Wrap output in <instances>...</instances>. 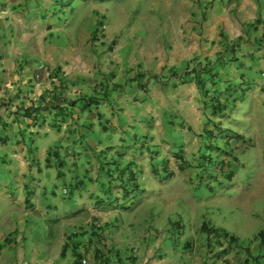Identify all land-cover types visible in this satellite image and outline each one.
Here are the masks:
<instances>
[{
  "label": "crops",
  "instance_id": "obj_1",
  "mask_svg": "<svg viewBox=\"0 0 264 264\" xmlns=\"http://www.w3.org/2000/svg\"><path fill=\"white\" fill-rule=\"evenodd\" d=\"M89 1L85 22L81 0H49L39 11L56 8L40 30L41 53L32 60L22 58L45 68L39 79L18 68L15 5L0 0V264H65L73 248L68 237L78 241L76 246L82 239L89 241V264H124L125 259L127 264H264L262 213L243 208L248 206L244 203L231 205L211 183L219 177L232 181L237 174L230 169H183V134L165 136L186 126L187 118L178 121L183 111L174 112V105L188 103L181 100L185 90L192 96L189 104L194 97L211 102L215 95L224 97L222 101L241 96L239 110L258 97L264 103V0ZM135 1L139 10L160 11L161 30L168 31L166 44L171 45L168 51L161 49L160 64L171 65L178 78H168L166 85L156 79L154 95L145 92L136 72L121 76L126 79H120L121 86L107 92L83 91L82 77L93 79L86 75L90 68L83 73V42L85 48L118 47L116 56L126 61L138 43L123 42L122 37L118 45L115 39L125 32L130 15L125 9L134 8ZM22 7L20 1L17 8ZM82 29L91 32L92 40L75 39ZM100 31L104 36L98 40ZM68 32H73L72 39ZM54 33L60 36L57 41L45 38ZM24 40L33 54L32 43ZM225 51L233 52L237 61H225L219 68L217 59ZM88 55L91 59L92 52ZM200 64L218 67V86L201 91L189 78L180 86L181 72ZM53 69L70 90L56 88ZM86 94L93 99L85 102ZM146 105L161 109L160 124L167 130L156 131ZM164 142H171L181 170L170 167ZM251 144L239 153L258 160L264 170V131ZM206 171L213 175L206 173L209 182L203 186L210 195L203 200L196 198L198 186L189 173L198 178ZM182 173L187 184L177 181ZM47 226L54 236L50 242L37 235L48 231ZM130 242H135L134 249ZM78 258L74 256V264Z\"/></svg>",
  "mask_w": 264,
  "mask_h": 264
},
{
  "label": "rangeland",
  "instance_id": "obj_2",
  "mask_svg": "<svg viewBox=\"0 0 264 264\" xmlns=\"http://www.w3.org/2000/svg\"><path fill=\"white\" fill-rule=\"evenodd\" d=\"M11 1V0H10ZM23 3L22 10L20 11L17 8L19 2ZM49 0H12V5L15 7L12 11L15 12L17 15V21L14 22V26L16 30H14L16 37V42L18 44V68L23 71V74H31L32 72L38 74V78L41 79V74L45 73L43 69L45 68H35V65L31 63L33 56L36 54L41 53V49L37 47V40L42 38L44 34L43 31H40L41 28L44 26L46 20H50L56 14V8L50 9L48 13H41L42 8L46 5ZM82 1V8L80 9L81 13L83 14V21L87 20V8L91 3L89 0H81ZM119 1V0H116ZM144 2V1H142ZM148 4H152L154 0H147ZM131 5L134 2L130 1ZM137 1H135V6L127 7L125 12L129 13L128 17V24L125 27V32L120 33L121 35L115 39V42L118 45L121 44L122 37H124L125 41H135L137 46L132 49V54L128 56L126 61L124 62L116 56L117 48L113 50H105L102 47H91L85 48L86 44L83 42V52L82 61H83V73L86 68H90L88 70V74L93 79L88 80V77H82L79 81L82 85V90L84 91H91L96 94H101L107 92L108 89H114L115 87H120L121 82L126 80L124 77H129V75L133 76L134 74L142 77V84L141 86L144 87L146 90L145 92L151 91L154 95L155 89L157 86L155 85L156 79L162 81L164 83L170 82L168 78H178V74L173 72L170 69L171 65L167 64H160V57L159 53L163 46H166L165 49L168 51L171 45L166 44L167 35L169 34L168 31H162L163 25L161 24V16L159 15V10H154L153 8L149 10H139L135 7ZM31 7V8H30ZM151 7H153L151 5ZM3 8H0V10ZM68 13V12H67ZM59 14V12H57ZM63 17V16H62ZM0 21L2 18L0 17ZM162 27V28H161ZM166 27V26H165ZM103 31V30H102ZM69 33V32H68ZM67 33V34H68ZM54 36H45L46 39L50 38L51 40H58L60 36H57V33L53 34ZM69 35L73 36V32H70ZM104 36L103 32L100 31L98 35V40ZM141 36V37H140ZM80 38L81 41L89 42L92 40V34L89 30L82 29L81 33H76V37ZM25 38L29 39V43L33 45V54L31 53L30 46L26 47ZM141 38V39H140ZM164 39V40H162ZM94 40V39H93ZM138 41H142L141 43ZM164 41V44H163ZM229 48V47H228ZM211 49V48H210ZM239 49V48H238ZM89 51L92 52V58L89 59ZM227 51V48H226ZM225 51V55H227ZM239 52L240 50H236ZM25 56H29L31 60H26V62L22 59ZM148 57V58H147ZM84 63L87 65L84 66ZM224 60H221V67L226 65ZM229 65V64H227ZM87 71V70H86ZM136 72V73H135ZM60 71L53 69L51 71V78H54L53 84H56V88L61 89H71L70 84L68 81H62L58 74ZM183 75L185 70L181 72ZM141 75V76H140ZM121 76H124L123 78ZM155 77V78H153ZM185 80V82L183 81ZM187 80L182 79L178 84L184 87L186 85ZM210 85V84H209ZM196 86V85H195ZM183 95L181 96V100L183 103L187 100V104L184 106L183 104L174 105V112L180 113L183 111V114H179V118L176 114L175 118H178L180 123L182 122L181 118H187L186 126L184 129L178 128L171 133V138L175 136V133L181 132L183 134V138L186 141L187 149L184 152V159L183 160V169H190L192 171L200 168H205L207 170L211 169H230L233 170L237 177L230 181L225 177H221L224 179H220V177L211 182L215 189L218 190L219 195H222L223 198L227 200L228 203L231 205H238L240 203H244L248 206L243 208H248L250 211L261 212L260 219L264 222V170H259V161L255 159H250V157H245L244 154L240 155L239 149H243L246 147H250L253 142V139H256L261 131H264V103L261 98L258 97L256 103L252 104L250 101L245 102L244 107L239 110L236 109L233 112H230V116L225 117V115H213L211 108L208 107V100H200L197 102L194 97V101L189 104V101L192 100V96L185 90L183 91ZM88 94H86L85 102L88 101ZM102 98V97H97ZM191 98V99H190ZM224 97L221 96V99ZM89 99H93L91 96ZM169 99V98H168ZM175 97L171 96V100H174ZM183 105V106H182ZM147 107V115L149 114L152 119L155 121V125H158L159 130L158 132H163L167 130L165 127L161 126V120L159 115H161V109L156 108L153 105L151 108ZM3 115L6 116L7 112L3 110ZM185 115V116H184ZM228 115V114H226ZM172 116V118H173ZM232 118L231 120L229 118ZM164 118V117H163ZM173 118V119H175ZM151 119V121H152ZM184 119V120H185ZM176 121V120H175ZM191 125H189V124ZM220 125V128L217 126ZM180 129V130H179ZM220 129H231L230 131H224L220 133ZM259 129V130H258ZM214 135H212V134ZM164 149L165 156L169 157L171 161L172 169L178 170L180 169L179 162L175 159V155L171 148V142L166 143L164 142ZM251 144V145H250ZM179 148H184L180 147ZM220 150H225L227 154L222 156ZM261 161V160H260ZM264 167V160L260 162ZM181 170V169H180ZM189 175L192 178V184L198 186V189H194V193L196 198L198 199H209V188L203 186L205 183L209 182L208 175H213L209 171H206L203 175L196 178L195 174ZM208 175H207V174ZM223 174V173H222ZM221 174V175H222ZM195 175V176H192ZM201 176L202 179H201ZM211 178V177H209ZM178 183L187 184L189 182L188 176L186 173L180 174V178ZM63 200V197H61ZM204 202V201H203ZM48 228V226H47ZM103 232L105 233V227L102 226ZM46 235L43 236L44 241L50 242L53 240V234H50L49 228L48 231L44 228L42 233H37V235ZM57 240V237L56 239ZM69 241L70 250L68 251L67 260L65 259V264H74L73 258L74 256L78 255L79 258L75 260V264H89V259L86 257L88 244L89 241L86 239H82L81 243L76 246L78 241L76 239H67ZM135 242H130L128 245L134 249ZM57 246V243H56ZM55 246V247H56ZM76 249V255H73V250ZM83 259L86 260V263H83ZM67 261V262H66ZM130 260L125 259L124 264L129 263Z\"/></svg>",
  "mask_w": 264,
  "mask_h": 264
},
{
  "label": "trees",
  "instance_id": "obj_3",
  "mask_svg": "<svg viewBox=\"0 0 264 264\" xmlns=\"http://www.w3.org/2000/svg\"><path fill=\"white\" fill-rule=\"evenodd\" d=\"M260 45L264 46V43H261ZM234 54H235V51L233 50ZM233 52L230 53L229 52H226L227 55H223L222 57L218 58L217 61H219V65L218 67L219 68H223L221 67L220 63H221V60L223 59L224 62L225 61H228V62H235L237 61L236 59V56L233 54ZM223 65H226V64H223ZM214 68V65L210 64V66L208 65H203L201 66L200 65H197V66H194L193 69L191 70H187L185 71V73L183 75H180V79L184 78H189L188 81H191V82H194L192 81L195 80V83L197 84L198 88L201 90V91H210V89L212 88H216V86H218L217 82L214 81V77L217 73V68ZM225 67V66H224ZM211 83L212 87L210 88H207V85ZM243 99H241V96H238V100L235 99V100H232L225 97V99L222 101L221 99V96H213V100L211 102H206V104L208 103V107L211 108V111L213 113V115H225V117H229L230 116V112H233L236 107H237V104H238V101H241ZM214 103L212 106L211 104ZM29 110V109H27ZM27 114V111L25 112ZM228 114V115H226ZM31 116V115H29ZM230 120L232 119L231 117L229 118ZM217 128H220V125L217 126ZM230 131L231 132V129H220V133L224 132V131ZM212 134V133H211ZM214 135V134H212ZM179 155H182V152L179 151L178 152ZM204 226V225H203Z\"/></svg>",
  "mask_w": 264,
  "mask_h": 264
},
{
  "label": "built area",
  "instance_id": "obj_4",
  "mask_svg": "<svg viewBox=\"0 0 264 264\" xmlns=\"http://www.w3.org/2000/svg\"><path fill=\"white\" fill-rule=\"evenodd\" d=\"M264 74V73H263ZM83 263H86V260L85 259H83Z\"/></svg>",
  "mask_w": 264,
  "mask_h": 264
}]
</instances>
